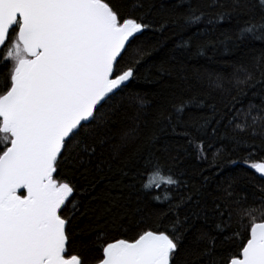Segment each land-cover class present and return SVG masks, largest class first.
<instances>
[{
    "label": "snow or ice",
    "instance_id": "obj_1",
    "mask_svg": "<svg viewBox=\"0 0 264 264\" xmlns=\"http://www.w3.org/2000/svg\"><path fill=\"white\" fill-rule=\"evenodd\" d=\"M156 12L152 0H0V264H264V51L234 67L230 88L214 82L230 97L223 111L200 97L153 105L132 85L151 54L141 36L169 26L155 27ZM242 17L237 39L264 43V0L189 6L183 27L206 21L195 37H209ZM209 46L202 40L197 54ZM157 71L189 79L183 65ZM190 107L212 116L189 124L182 116ZM168 135L184 137L198 160L213 149V174L193 181L175 172L179 152H189L158 147ZM133 162L143 169L142 191L163 208L134 201L133 185L112 181ZM235 168L254 175H223ZM97 177L108 180L99 192Z\"/></svg>",
    "mask_w": 264,
    "mask_h": 264
},
{
    "label": "trees",
    "instance_id": "obj_2",
    "mask_svg": "<svg viewBox=\"0 0 264 264\" xmlns=\"http://www.w3.org/2000/svg\"><path fill=\"white\" fill-rule=\"evenodd\" d=\"M152 2L157 5V12L152 16V22L155 27L159 28L164 23H167L169 26L163 31L150 29L141 36L140 42H143L144 47L151 49V54L145 57L143 65L140 68V78L134 82L132 90L144 94L153 102V105L160 103L162 97H168L177 103L181 99L200 97L206 104L215 103L217 109L223 111L224 105L230 97L227 91L215 87L214 82L217 79H221L224 82L225 89L230 88L229 78L232 76L234 67L240 63L250 64L253 57H258L264 51V43L239 41L237 39L240 27L246 19L243 17L225 20L217 26L211 36L196 38L195 33L205 28L206 21L200 25L184 28V14L189 10V6L193 9H205L209 0H152ZM221 33H226L228 37H231V40L219 43L220 40L225 39L224 36H221ZM205 39L212 40L215 43V47L202 48L200 50L203 51V55H199L197 54L198 45ZM185 41L188 42L187 48H176L177 44ZM135 47L136 45L133 46V49ZM174 49L175 52H173ZM131 54L132 50H130ZM173 56H175V59H173ZM162 64L165 66H175L176 68L183 65L184 74L189 77L188 81H178L175 72L171 76H161L157 70ZM178 84L180 87H176ZM254 91H259V86L256 89L249 90V95L243 98L245 106L253 99L252 93ZM173 92L175 95H172ZM233 94H235L234 89ZM211 116L212 111L209 107H190L186 109L182 119L189 124L199 126V123L203 122L202 117ZM210 139V137L205 139V145H207ZM165 142L169 144V150L173 155L177 154V149L181 146L188 148L187 141L182 136H163L157 146L162 148ZM212 143L214 148H216L219 147L221 141L216 140L212 141ZM133 152L134 149L129 148L121 157V160L127 158ZM188 152V156L185 155L183 150L179 152L180 160L176 163L175 172L178 173L183 170L185 171L184 179H191L193 181L198 180L201 171H204L205 175L213 174V170L209 169V165L219 162V157L213 159V149L207 150V160L196 159L195 154L192 153L190 148H188ZM160 158L161 163L165 166L171 165L172 162L169 160L167 153H160ZM139 159L140 165H142V156ZM140 165L135 164V162L130 163L124 169L128 172V176L123 177L117 173L112 177V181L115 182L116 179H122L125 185H133L134 187H132L131 191L134 201L139 197L142 204H147L151 209L159 210L164 206L156 204L151 196L141 189L138 170L142 171L143 169ZM116 166L118 165H114V169ZM236 173H247L245 180L252 179L254 175L250 169L246 168L225 169L223 175H235ZM91 179L92 176L90 175L89 180ZM97 179L99 180V177ZM80 182L82 186H88V181L81 180ZM254 183H259V179L254 180ZM107 184V179L99 180V183L96 185V191L99 192ZM128 190V188H125V191ZM116 191V189H113V192ZM81 226H84V222H81ZM213 235H215L214 232ZM218 239H223V237H218ZM217 247L218 249H222V246L219 244ZM197 256L198 252L194 251L191 259L196 261Z\"/></svg>",
    "mask_w": 264,
    "mask_h": 264
}]
</instances>
